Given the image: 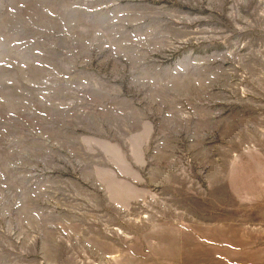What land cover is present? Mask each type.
<instances>
[{
    "label": "rangeland",
    "instance_id": "1",
    "mask_svg": "<svg viewBox=\"0 0 264 264\" xmlns=\"http://www.w3.org/2000/svg\"><path fill=\"white\" fill-rule=\"evenodd\" d=\"M0 264H264V0H0Z\"/></svg>",
    "mask_w": 264,
    "mask_h": 264
}]
</instances>
